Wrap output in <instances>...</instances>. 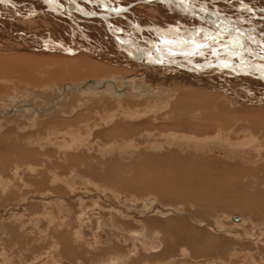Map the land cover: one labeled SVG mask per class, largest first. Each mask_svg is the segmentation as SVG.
<instances>
[{"label": "bare ground", "instance_id": "bare-ground-1", "mask_svg": "<svg viewBox=\"0 0 264 264\" xmlns=\"http://www.w3.org/2000/svg\"><path fill=\"white\" fill-rule=\"evenodd\" d=\"M198 31L199 35H197ZM206 35L215 36L216 39H205ZM193 40L198 44L206 45V47L197 50L195 44L191 43ZM233 40H238L239 43L233 44ZM165 41H169V43H165ZM213 50L217 54L214 55ZM197 51L204 54H192ZM234 53H239V55H234ZM19 60L25 61V64L18 62ZM225 64L228 67H224ZM26 70H30L27 73L29 77L23 79V84L24 86L26 84V87L27 84L32 85L29 83L31 81L34 85H39L40 82L55 83L64 79L79 82L64 83L65 85L54 88H51L49 84L42 90L41 88L38 89L44 95L49 94L50 100H47L46 105L32 106L33 104L22 103L13 105L10 111L3 108L5 111L0 112V131H4L3 129L10 124L16 123L19 124L18 129L23 132L26 126L21 123L24 126L23 129L20 120L29 121L35 127L37 124L53 118L57 119V117L73 118L77 115L75 109H79V107L75 109L73 107H76L75 104L78 102H85L87 99L83 97L87 96L90 98L88 102L92 106L84 112L89 113L90 111L95 115L100 114L98 115L101 118L100 121L103 120L104 124L107 123L108 128L103 135L85 134L88 136L87 139L82 140L84 136L80 137L79 140L81 139L82 143L79 144L74 143L71 139L73 142L69 141L70 143L68 146L66 144V148H69L73 143L74 147L85 146L91 149L96 145L98 150L101 149L102 152H105L108 150V143L101 140L105 138L111 141V144L120 143L123 147L122 153H125L129 147L137 150L139 143L136 140L138 137H142L154 139L155 141L150 146L156 148L157 151L161 149L158 147H163L166 143L178 144L179 148L180 145L186 143L187 145L207 147L212 141L219 145L220 140L226 147L237 151L241 148L249 156L255 157L260 151H264V0H184L183 3L180 0H0V92H5L11 87H18V79L25 75ZM12 81L14 82L12 83ZM32 91H36V89ZM74 92L81 93L79 97L83 99L66 98L68 94ZM249 92L250 94H248ZM1 99L2 104L4 100ZM188 100L190 102H187ZM82 104H79L80 107ZM236 104L249 105L242 106L243 109L238 110L242 111L240 113H230L237 110L231 107ZM17 110H21V112H16ZM248 110L255 112L257 116L249 115ZM104 117L105 119H102ZM10 118L11 120H8ZM67 120L65 119L63 122L67 123ZM89 120L86 119V122ZM100 121L99 123H101ZM1 123H5V125ZM191 124H197L199 127L195 126L196 128L191 129ZM83 126L85 125L83 124ZM182 127L190 128L189 132ZM54 128L56 127L54 126ZM83 128L85 129V127ZM90 128L88 127V130ZM201 129H213V134L200 135L197 132ZM56 132L58 133V131ZM75 132L79 133L74 127L67 131L69 136L74 135ZM64 134L66 137V132ZM3 135L4 133H0L1 161L3 163L6 162L7 157L14 156L13 149L18 153L19 151L24 153L32 150V152H38L36 146L35 149L29 148L31 142L35 141L25 139L22 134L19 136ZM48 135L49 133L46 136ZM160 137L165 142L161 140L162 143L157 139ZM40 140L42 139L40 138ZM47 141H51L50 138ZM48 142L46 144L50 143ZM58 143L56 146L59 147ZM50 144L52 145V143ZM63 146L60 147L63 148ZM93 151L99 152L100 150L95 149ZM61 154L62 159H64V154L62 152ZM154 157L157 156L152 154L147 156L145 162L139 161V157L130 160V165L133 161L141 164L138 168L139 172L133 177L123 175L122 171L118 170L115 174L111 173L112 170L108 172L109 165H112V169L118 168L112 159L110 160L111 163L106 161L103 165L100 164L101 170H97L91 165V163L98 164V161L95 163L93 159L84 167L93 168L91 174L98 175L100 171L105 173L103 179L105 184H108V174H110L111 180L120 186L119 193L130 192V195L137 201L135 203L137 206L132 208L138 210L142 207L143 212L155 213V215H149L144 220L151 228H148L144 221L138 220L142 228L135 231L130 229L131 232L128 233V230L124 228L125 226L120 225L121 223L115 214L124 216V210L122 212L120 208H117L118 211L108 208L106 211L98 201L93 199L92 204L87 206L85 199V196L89 195L87 185L94 184L87 180L88 177L84 178L79 175H75V177L74 171L76 170L72 171L73 176L70 175V179L66 182L62 178L58 181L59 183H66L69 186L67 189H70L71 192H77V190L85 192V195L81 194L78 197L82 208L79 212L80 215L104 216L106 211L108 219L104 226L108 228L110 237L122 236L123 234L127 236V240L132 239L134 241L131 242L134 244L133 252L131 251L132 255H136L138 248H143L148 254L150 253L151 256L140 253V257H136L140 262H147L148 264L158 256H168L169 262H153L152 264H179L180 262H186V264H232L231 262H212L210 258L192 260L187 258L186 249L184 252L187 260L185 258L173 259V254L167 252L168 247L174 248V241L172 240L174 235L182 231V227L168 220V218H173L172 216L179 210L187 209L182 202L176 206L169 204V202L181 201L179 200L180 197L185 199L192 194L202 204L204 202L210 203L212 197L209 198L210 192L203 190L205 184H208V172L206 170H203L205 172L202 178L196 177L198 184L185 185L184 188H181L177 184L163 182V178L168 179V176L163 175H169L171 170H162L161 166L153 165L152 162L148 161L154 160ZM187 157L190 156L187 155ZM45 158L47 157L45 156ZM142 158L145 159L144 156ZM68 159L73 161V158ZM14 161L17 163V160ZM7 162L9 163V161ZM12 163H9L10 167H12ZM43 163L45 164L46 161ZM146 165L158 174H154L153 178H148L144 171L145 167H142ZM193 168L190 165L184 167V170L187 171L180 175L185 178V181L190 176L189 172L197 173ZM260 168H264V164L251 168L245 167L242 176L251 177L252 173ZM15 170L13 169V171ZM26 170L28 171L27 168ZM31 170L32 173L35 172L33 169ZM196 170L202 172L198 167ZM39 171L44 175L47 173L41 169ZM174 172L176 171L174 170ZM42 177L45 178V176ZM56 177L58 178V176ZM169 178L173 177L169 175ZM139 181L140 183H138ZM5 182L9 181L6 180ZM29 182L33 184L31 180ZM59 183L57 189L54 188L55 191L53 189H51L52 191L45 189V191L53 196L55 193H62L63 190ZM66 184L65 188L67 187ZM2 185L3 189L7 190V185L3 183ZM106 186L108 190V185ZM43 190L40 192L44 193ZM108 193L120 198V194L114 190ZM78 194L76 193L75 197ZM143 195H147V197L145 201L140 202L138 198ZM57 198L59 197L57 196ZM191 200L188 199L187 203ZM195 201L192 200V202ZM57 204L59 205V203ZM226 205H232V202L228 200ZM91 209L96 214L92 215ZM138 213L140 215V212ZM197 218L204 220L203 216ZM162 221L169 223L165 230L160 227ZM216 221L222 226L220 221ZM127 228L129 229V225ZM213 230L216 232V229ZM254 232L260 231L255 230ZM189 233L194 236L197 235L194 230L189 231ZM76 236L82 237V231H77ZM105 239L104 242L108 243V236ZM207 239L210 248H217V243L211 244L210 236ZM98 240L102 241V239ZM110 240L112 242L109 243L115 242V239L110 238ZM64 248L73 250L71 254L75 253V247L69 246L68 241L64 243ZM158 250H163V253H152V251ZM122 256L117 254L109 259L106 257L107 259L104 260L108 261V264H112L121 261ZM259 257L260 259L256 258L257 262L264 263V257L260 254ZM52 263L56 264L55 262ZM126 264L133 263L127 262Z\"/></svg>", "mask_w": 264, "mask_h": 264}, {"label": "rangeland", "instance_id": "rangeland-1", "mask_svg": "<svg viewBox=\"0 0 264 264\" xmlns=\"http://www.w3.org/2000/svg\"><path fill=\"white\" fill-rule=\"evenodd\" d=\"M18 62L25 64V61L23 60H19ZM29 71L30 70H26L25 75L18 79L19 81L18 87L8 88L6 89L7 91H5L6 93L0 92V98H2L1 100H4L2 102V104L4 103L3 105L0 102V112H3L5 110L10 111V109L13 108L12 107L13 105H20L22 103L28 105L33 104L32 106L46 105L47 100H50L49 98L50 96L49 94L44 95L43 93L40 92L43 87L48 86L50 84L49 86H51V88H54L58 86H63L67 83L79 82V81H75V82L70 81V79H64L60 82H55V83L45 82L48 83L47 85L44 82L38 83L39 85H34L31 81L29 83H31L32 85L27 84L26 87V84L25 86L23 84V79L24 77H29L27 75ZM13 82L14 81H12V83ZM40 88L41 90H38ZM35 89L36 91H32ZM16 90H18L20 94ZM80 94L81 93L74 92V93H70V95L68 94V96L66 97V98L73 97L76 98L77 100L78 99L82 100L83 98L87 99L85 102H78L79 104L82 103L84 104V105L82 104V107H80L78 103L75 104L76 107H73V109L77 107H79V109H75V113L77 115L74 116L73 118L57 117V119L53 118L52 120H47L40 124H37L35 127H33L29 121L20 120V125L22 126L23 124L26 126L25 130H23L24 126H22L23 132L21 131V129H18L19 124L16 123L10 124V126H8L7 128L5 127L3 129L4 131H0V133H4L3 136H7V135L19 136L20 134H22L25 139H30L31 141L32 140L35 141L36 143L30 141L32 144H30L29 148H34L36 146L35 148L39 152V153L32 152L33 151L32 150L31 152L23 153L19 151L20 153L19 154L16 150L14 151L13 149L14 156L7 157L6 162L3 163L1 161L2 150L0 149V264H33L39 259H41V261H46L47 259L50 258H54L56 260H59L60 262L64 261V263H68V264H88L92 261L100 262V260H96L99 257L101 259L104 258L106 255H108V259H109L110 257H113L114 255L117 254L123 255L125 258H127L125 259L122 256L121 258L123 259H120L121 261H116L117 263L132 262L133 264H147V262L146 263L140 262V260L136 259V257H140V253L142 255L146 254L148 256H151L149 255L150 253L148 254V252L143 250V248H138V250L136 251L137 252L136 255L134 254L132 255L133 252L132 249H134L133 248L134 244H132L131 242L134 241H132V239L127 240L126 235L124 236L122 234V236H113V237H110L108 235V240H109L108 243L98 240V239H105V234L103 232L97 231V224L95 223V221H93L92 224L91 222H87L83 224L79 219V215H80L79 212H81L82 208L80 207L78 197L81 194L85 195V192L82 190H77V192H71L70 189H67L69 188V186L66 183L62 182L63 183L62 184L61 182L60 183L57 182L56 178H54L55 176L53 177V175L55 174L58 176V178L60 177L62 179L64 177L63 181L66 182L68 179H70L69 176L72 175L73 173L72 171L76 170L74 171L76 173V174L74 173V176L79 175L82 177H88L100 185H105L103 181L105 176L102 175L92 176L91 175L92 172H90L89 168H84L86 165L89 164L90 160L93 159L94 161L93 160L92 161L95 163H97L98 161V164H93V166L95 165L99 167V164L103 165L106 161H108V163H111L110 160L112 159L115 165L117 164L118 168L112 169V165L110 166L108 164L109 165L108 172H111L112 170L111 173L115 174L118 171H122L123 175H128L133 177L139 172L138 168L141 164L137 161H133L132 165H130V160L139 157L140 158L139 161L145 162L147 161L146 157L150 156L151 154L157 156L158 158L154 157V160L151 159L148 160L150 163L152 162L153 165L157 164L158 166H161L160 168L162 170H166V169L171 170L169 171V175L173 178L170 179L169 175H163L166 177L168 176V179H164V178L162 179L164 180L163 182L165 183L171 182L173 184H177L178 187L184 188L185 185L198 184L197 181L198 178L196 177L202 178L203 177L202 175H204L205 172L203 170H206V172H208V180H207L208 184H205V188H203V190L211 193L209 198L212 197L213 200L211 199L210 203L204 202L201 204V201H198L196 197L192 194L191 196H187L185 199H182L180 197L179 200L181 201L169 202V204L171 205L173 204L175 206L178 205V203L182 202L186 206L185 208H187L186 210L177 211L176 214L172 216L173 218H168V220L173 221L175 224L182 227V231L178 234H175L174 237L172 238V240L174 241V248L171 249L170 247H168L167 249V252L169 254L171 253L173 254V259L185 258L186 255L184 249H186V251L188 252L187 258H190L192 260L195 258L197 260H201L203 258H210L212 259V262H231L232 264H256V263L264 264L263 262H257L256 260V258L260 259L259 254L264 257V168L255 170L252 173L251 177L242 176V172L245 167L251 168V167H255L256 165L264 164L263 150L260 151V153L255 157L249 156L245 151H242L243 149L240 148L237 151L233 148L226 147L223 141L220 140L219 145L218 143L214 144L213 141L210 142V144L208 145L209 148L208 146L200 147V146H194L193 144L187 145L186 142H184L186 144L180 145L179 148L178 144L170 145L166 143L165 145H163L164 148L158 147L161 149L157 151L156 148L150 146L151 143L155 141L154 139L142 138V137L141 138L138 137L136 140L139 143L140 148L138 147L136 150V149H131V147H129L128 149H126L127 151L125 153H122L123 147L120 143L111 144V141H108V139L106 140L105 138L101 139L103 142L106 141L108 143V150L105 152L104 151L102 152L101 149H99L101 151L100 152L97 149L98 147L96 145H94L92 149L93 150L96 149L100 153L94 152L91 148L85 146L74 147L73 146L74 143L77 144L82 143L80 141L81 139L79 140L80 137L82 138L84 136V139L82 140H85L88 137L86 135H89L88 133L97 134V136L98 134L103 135L106 132V129L108 128V126H106L108 125L107 123L104 124L105 122H103V120L100 121L101 118L100 116H98L100 114L95 115V113H91L90 111H89L90 114L84 112V110L90 108L92 105L91 103L88 102L90 98H87V96L83 97V95H82L83 98H81L79 97ZM248 94H250V92ZM187 102L190 101L188 100ZM248 105L249 104L246 105L236 104L235 106L232 105L231 107L237 110H234V112L231 111L230 113H238V112L240 113L242 111H238V110L243 109L241 108L242 106H248ZM106 107L108 108V106ZM3 108L5 110H3ZM18 111L21 112V110H17L16 112ZM247 113L254 117L257 116L255 112H252L250 110H248ZM81 115L84 117H82ZM104 115H106V113H104ZM93 118L94 121H92ZM65 119H68L67 123L63 122V120ZM86 119H90L89 120L90 124L89 122H86ZM102 119H105V117ZM8 120H11V118ZM99 121L101 123H99ZM82 123L85 126H83ZM3 124L5 125V123ZM54 126L56 128H54ZM87 126L91 127L90 128L91 130L90 129L88 130ZM93 126L96 127L92 128ZM195 126L199 127V125L197 124H191L190 128L194 129L193 127ZM29 127L30 128L32 127L33 130L30 129ZM72 127L76 128L79 131V133L77 134V132H75L73 133L74 135L69 136V133H67V131L72 129ZM83 127H85V129ZM66 128H68L69 130ZM190 128L182 127V129L186 131L190 130ZM62 129L64 130L62 131ZM56 131H58V133ZM200 131L197 132L200 135L206 133L213 134V129H206V130L201 129ZM65 132H66V137L64 134ZM47 133H49L48 135L49 137L46 136ZM26 135H28L30 138L28 136L26 137ZM76 135H78V137H76ZM40 138L42 140H40ZM49 138L51 141H55V142L49 141L50 143H52V145L47 141V139ZM160 138H157L158 140H160V142L164 141L162 140V138L161 139ZM71 139L74 141V143L69 148H66L70 143L69 141H72ZM38 140L39 142L41 141L42 143L41 142L39 143ZM45 140L50 145L46 144ZM56 143L59 144V147L61 145L63 146L64 143L65 144L63 148L62 147L59 148L58 146H56ZM44 145L45 147H43ZM163 149L165 150L162 152ZM57 150H60L64 154L63 165H60L58 164V162H56L57 159L55 156ZM188 150L190 153L188 152ZM30 153L32 154L31 159L25 157L28 156V154ZM142 154L145 157V159L142 158L143 157ZM180 154L183 155L181 156ZM187 155L190 157H187ZM45 156L47 158H45ZM18 158L20 159L19 161ZM68 158L70 159L73 158V161L69 160ZM172 159L174 160L172 161ZM14 160H17V163L19 162V164H17L16 161ZM7 161H9V163L13 162L11 164L12 167L14 165H19V168L22 169H20L19 171H14L15 173L12 172L10 168H8L10 166ZM42 161L43 162L46 161V163L44 164ZM30 162L31 164H29ZM21 163L23 166L20 165ZM29 165H31L30 166L31 169H34L33 166L34 167L41 166L42 169L45 168L47 172L46 175L42 174V172L39 171V168L37 169V171L34 170L35 171L34 173H32L33 172L32 170L31 171L25 170L26 168L30 169L28 168ZM187 165L194 167L193 169L197 173L189 172L190 176L185 181V178H183L182 175L180 174H183L185 173V171H187L184 170V167ZM142 167H145L144 171L146 172V176L148 178H153L154 174H158V172L149 168V166L147 165ZM197 167L202 172L196 170ZM173 168L177 172V174L176 172H174ZM52 169L54 170L57 169L56 171L58 172L51 173ZM97 170H101V168H98ZM102 173L103 172L100 171L99 175ZM109 175L110 174H108V192L114 190L115 192L119 193L120 186L114 181H112ZM42 176H45L46 180ZM4 180L10 181L11 185L8 184V182H5ZM29 180H31L33 184H31ZM1 182L4 185H7V190L3 189V185ZM42 182H45V185L43 187H42L43 185ZM247 182L250 183L246 184ZM56 183H59L63 190V192L60 194L55 193L56 195H58L59 198H57V196L55 195L54 196L50 195L45 191V189L46 190L53 189V191H55L54 188L57 189L58 186L57 185L55 187ZM138 183H140V181ZM65 184L67 185L66 188H65ZM143 184L146 186L145 183ZM38 186H40V188H38ZM38 189H42L44 193L38 191ZM90 189H92L95 196H91V197L87 195L85 196V199L87 201V206H90L92 204V199H99L96 195H99L100 196L99 201L102 204H105L106 201L105 196L102 193H100L102 191H98L93 185H90ZM45 193L47 194L44 195ZM76 193L77 194L80 193V194L76 195L75 197ZM60 197H64V198H60ZM146 197L147 195H143L138 199L140 200V202H143L145 201ZM188 199H192V200L194 199L196 201L192 202L191 200L192 203L191 202L187 203ZM62 200L65 202H63ZM228 200L232 202V205H226V202ZM136 202L137 201H135L134 197L130 195V192L120 194V198H118L114 194L108 193V208H113L115 211H118L117 208H120V211L122 212L125 211L124 213L129 215L128 217L118 216V218L121 221H123L122 223L126 226V228L129 225V230L135 228V226L137 227V225L134 223V220L136 218H140V219L142 218L143 220H145L148 218L149 215H155V213L151 211L145 212L146 214H142L144 213L141 209L142 207L139 208L140 210L132 208L135 207ZM57 203H59V205ZM76 207H79L80 209ZM199 208H204V209H199ZM157 209H160V207H157ZM138 212H140V215ZM236 215L240 216L239 220H235L234 216ZM198 216H203L204 220L198 219L197 218ZM193 219L197 221H194ZM216 220L220 221L222 226L219 223H217ZM168 226L169 223L166 221L165 222L162 221L160 225V227L163 230H165ZM212 228L216 229V232H214ZM79 230L82 231V237L80 238L76 236L77 231ZM191 230H194L197 233V235L194 236L190 234L189 231ZM255 230L263 232V234H260V232L255 233L254 232ZM208 236L211 237V241H210L211 244L217 243V248L209 247V242L207 239ZM110 238L115 239V242L113 244L109 243L112 242ZM64 239H67L69 246L75 247V251H74L75 253L71 254L73 250H70L69 248L66 249L64 248V243H65ZM70 239L72 240V242H70L71 241ZM58 242L61 243L59 244ZM80 248L83 250H81ZM152 253L155 254L163 253V250L152 251ZM187 258L185 259L187 260ZM168 259H169L168 256L166 257L158 256L152 261L148 259L147 261H150L148 262V264L150 263L152 264L153 262L163 263V262H169L170 260ZM116 262L112 264H117ZM44 264H53V263L44 262ZM179 264H186V262H180Z\"/></svg>", "mask_w": 264, "mask_h": 264}, {"label": "crops", "instance_id": "crops-1", "mask_svg": "<svg viewBox=\"0 0 264 264\" xmlns=\"http://www.w3.org/2000/svg\"><path fill=\"white\" fill-rule=\"evenodd\" d=\"M77 139V138H76ZM77 141V140H76ZM75 141V142H76ZM73 142V141H72ZM31 152V151H30ZM37 153H39V152H37ZM57 153H59V154H57ZM20 154V153H19ZM60 155V156H59ZM61 152H60V150H57V152H56V159H57V162H58V164H60V165H63V164H61V163H63V159H62V157H61ZM28 156H30V157H28ZM28 156H26V157H28L29 159H31V157H32V154L30 153V154H28ZM60 161V162H59ZM94 163H91V165H93ZM19 166L18 165H14L13 167H10V170L11 171H13V169L15 170V171H19L20 170V168H18ZM90 166H87V168H89ZM94 167L96 168V169H98V168H100V164H99V167H97V166H95L94 165ZM28 168H30V167H28ZM33 168H34V166H33ZM41 169V170H44V171H46L45 169H42V168H40V167H35L33 170H35V171H37V169ZM23 169H25V168H23ZM26 170V169H25ZM89 170H90V172H92V170H93V168L91 169V168H89ZM88 170V171H89ZM28 171H31V169H28ZM14 172V171H13ZM51 172H58V171H56V169L54 170V169H52L51 170ZM105 174V173H104ZM103 173L102 174H100V176L102 175V176H105ZM92 176H99V174L98 175H96V174H91ZM57 175H55V177H56ZM54 177V178H55ZM84 178H87V177H84ZM58 179H59V181L61 180V178H57L56 177V181H58ZM40 180H42V179H40ZM63 180V179H62ZM87 180L89 181V182H93V186L98 190V191H102V192H100V193H102L104 196H105V204H102L100 201H99V199H100V196L99 195H96L99 199H93L94 201H98L99 202V204H100V206H102L105 210L107 209L108 210V190L106 189V185H108V184H105V185H100V184H98V183H96V182H94V180H92L91 178H90V180H89V178H87ZM58 181V182H59ZM37 182V181H36ZM11 182L9 181L8 182V184H10ZM43 183V185H45V182H42ZM38 184V183H37ZM90 184V183H89ZM11 185V184H10ZM58 185V183H56L55 184V187ZM54 186V185H53ZM87 187H88V192H89V195L87 194V196H95L94 195V192L92 191V189H90V185H87ZM38 188H40V186H38ZM39 191L40 190H42V189H38ZM97 191V192H98ZM42 192V191H41ZM93 192V193H92ZM44 195H46V194H44ZM56 195V194H55ZM58 196V195H57ZM90 196V197H91ZM121 200V199H120ZM121 202V201H120ZM107 207V208H106ZM92 210V209H91ZM106 210V211H107ZM105 211V213L103 214L104 216H102V215H98V216H85V214L83 215H80V217H79V219L81 220V222L82 223H87L88 221L89 222H91V224L93 223V221H95V223L97 224V231H99V232H102L103 231V233L105 234V238L108 236V228L107 227H105L104 225H106V221H107V219H108V213ZM92 215H94V214H96L95 212H94V210H92ZM121 213V212H120ZM116 215H117V219H118V221L121 223L120 225H124L122 222L123 221H121L119 218H118V216H121V215H118L117 213H115ZM124 214V216H121V217H127V216H129V215H127L126 213H123ZM143 214H146L145 212L143 213ZM85 216V217H84ZM101 216V217H100ZM106 216V217H105ZM97 220H96V219ZM104 218V219H103ZM84 220V221H83ZM87 220V221H86ZM91 220V221H90ZM103 220V222H101ZM136 220V221H135ZM134 220V223L137 225V227L135 226V228H133V229H131V231H135V230H140L141 228H142V226L141 225H139L140 224V222H138V220H141V221H144L143 219H140V218H136ZM105 222V223H104ZM99 223V224H98ZM102 223V224H101ZM144 223H145V221H144ZM146 224V223H145ZM101 225V226H100ZM102 227V228H100V227ZM125 226V225H124ZM146 226H148V228H151L150 227V225L148 224H146ZM99 227V228H98ZM124 228H126V226L124 227ZM127 229V228H126ZM106 230V231H105ZM128 230V233L129 232H131L129 229H127ZM131 234V233H130ZM64 240H67V239H64ZM106 239H102V241H105ZM101 241V240H100ZM112 241V240H111ZM65 242V241H64ZM67 242V241H66ZM65 242V243H66ZM105 244V243H104ZM107 248H108V246H107ZM108 258V255H106L104 258ZM104 258H102L101 260H100V257L99 258H97L96 260H100V262H96V261H92V262H90V263H88V264H97V263H100V264H108V261L106 262L105 260H104ZM46 261H48V262H55L56 264H68V263H64V261L63 262H60L59 260H56V259H54V258H50V259H47ZM46 261H41V259H39L38 261H36L35 263H33V264H44V262H46ZM102 261H105V262H103L102 263ZM123 264H125L126 262H122ZM122 263H117V264H122Z\"/></svg>", "mask_w": 264, "mask_h": 264}, {"label": "snow or ice", "instance_id": "snow-or-ice-1", "mask_svg": "<svg viewBox=\"0 0 264 264\" xmlns=\"http://www.w3.org/2000/svg\"><path fill=\"white\" fill-rule=\"evenodd\" d=\"M180 2L183 3L184 0H180ZM245 7H247V5H245ZM200 31H202V30H200ZM197 35H199V31L197 32ZM205 39L215 40L216 37H215V36L206 35V36H205ZM165 43H169V41H165ZM191 43L195 44V47H196L197 50H199L200 48L206 47V45L196 43L195 40L191 41ZM232 43H233V44H238L239 41H238V40H233ZM192 54L203 55L204 53H203V52H200V51H197V52H194V53H192ZM213 54H214V55L217 54V53L215 52V50H213ZM234 55H239V53H234ZM224 67H228V65L225 64Z\"/></svg>", "mask_w": 264, "mask_h": 264}, {"label": "water", "instance_id": "water-1", "mask_svg": "<svg viewBox=\"0 0 264 264\" xmlns=\"http://www.w3.org/2000/svg\"><path fill=\"white\" fill-rule=\"evenodd\" d=\"M234 218H235V220H239L240 219V216L236 215V216H234Z\"/></svg>", "mask_w": 264, "mask_h": 264}]
</instances>
